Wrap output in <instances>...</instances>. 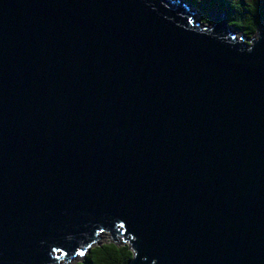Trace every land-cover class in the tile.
Listing matches in <instances>:
<instances>
[{
	"label": "water",
	"instance_id": "1",
	"mask_svg": "<svg viewBox=\"0 0 264 264\" xmlns=\"http://www.w3.org/2000/svg\"><path fill=\"white\" fill-rule=\"evenodd\" d=\"M207 14L0 0V264H264V22Z\"/></svg>",
	"mask_w": 264,
	"mask_h": 264
},
{
	"label": "trees",
	"instance_id": "2",
	"mask_svg": "<svg viewBox=\"0 0 264 264\" xmlns=\"http://www.w3.org/2000/svg\"><path fill=\"white\" fill-rule=\"evenodd\" d=\"M199 14L201 23L212 22L207 12L217 10L227 19L233 34L244 40L254 37L264 22V0H178ZM246 44V43H245ZM100 241V239H99ZM96 242L88 252L79 255L74 264H127L133 256L129 242L123 236L110 237L104 243Z\"/></svg>",
	"mask_w": 264,
	"mask_h": 264
},
{
	"label": "rangeland",
	"instance_id": "3",
	"mask_svg": "<svg viewBox=\"0 0 264 264\" xmlns=\"http://www.w3.org/2000/svg\"><path fill=\"white\" fill-rule=\"evenodd\" d=\"M190 11L193 12V20L194 21H198L199 14H197L196 12H194L191 8H190ZM204 24H209L210 25L211 22H207V23H204ZM239 35H240L239 32H236L235 33V36L236 37H240ZM243 42H247V40H244L243 39ZM108 238H109L108 233L107 232H104V233L100 234V241L99 242L100 243H104V242H106L108 240ZM78 259H79L78 257L74 258V260H72L69 264H74Z\"/></svg>",
	"mask_w": 264,
	"mask_h": 264
},
{
	"label": "snow or ice",
	"instance_id": "4",
	"mask_svg": "<svg viewBox=\"0 0 264 264\" xmlns=\"http://www.w3.org/2000/svg\"><path fill=\"white\" fill-rule=\"evenodd\" d=\"M79 254H80V255H84V252H83V251H81Z\"/></svg>",
	"mask_w": 264,
	"mask_h": 264
}]
</instances>
